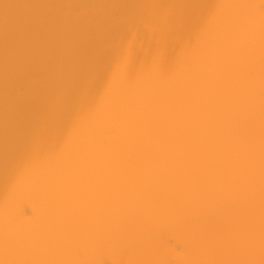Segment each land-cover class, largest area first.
<instances>
[{"label":"bare ground","instance_id":"6f19581e","mask_svg":"<svg viewBox=\"0 0 264 264\" xmlns=\"http://www.w3.org/2000/svg\"><path fill=\"white\" fill-rule=\"evenodd\" d=\"M0 264H264V0H0Z\"/></svg>","mask_w":264,"mask_h":264}]
</instances>
